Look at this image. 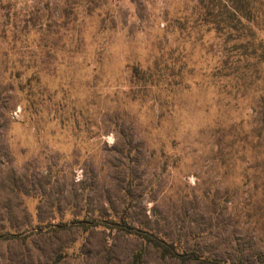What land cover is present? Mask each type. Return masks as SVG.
I'll return each mask as SVG.
<instances>
[{
    "label": "rangeland",
    "instance_id": "rangeland-1",
    "mask_svg": "<svg viewBox=\"0 0 264 264\" xmlns=\"http://www.w3.org/2000/svg\"><path fill=\"white\" fill-rule=\"evenodd\" d=\"M206 2L0 0V264H264V17Z\"/></svg>",
    "mask_w": 264,
    "mask_h": 264
},
{
    "label": "trees",
    "instance_id": "trees-1",
    "mask_svg": "<svg viewBox=\"0 0 264 264\" xmlns=\"http://www.w3.org/2000/svg\"><path fill=\"white\" fill-rule=\"evenodd\" d=\"M219 2L221 4L219 13L228 14L235 21V24L232 25L235 34H230V38H232L233 41L239 45L240 49H243L245 51L244 55H246L249 49L255 50L254 46L256 42L254 40L256 37V32L253 26L257 29L259 25L256 23V20L261 16L264 17V0H219ZM219 2L218 0H207L206 3L208 5H206V7L211 6L212 8L215 7L219 9ZM245 22H247V24ZM248 23L253 24L251 26L248 25ZM224 24L228 27V24H226L225 22ZM235 46L237 47V45ZM250 53L247 54V56H249ZM99 226L109 229H116L118 231L124 232L129 236H133L141 240L153 251L158 252L163 259L168 258L171 260H176L180 264H248L241 260L231 261L228 263L218 259L204 258L195 251H179L177 245L174 242L167 241L164 238L147 232L144 229L136 228L123 222H100L95 219L72 221L67 224L50 225L44 231L43 229H39V233L56 234L57 232L71 230L73 228L83 227L84 229H88L90 227L96 228ZM19 237V235L0 234V240L17 239Z\"/></svg>",
    "mask_w": 264,
    "mask_h": 264
}]
</instances>
